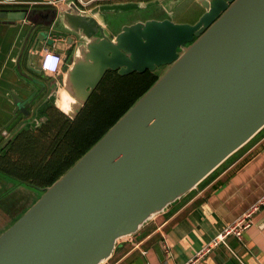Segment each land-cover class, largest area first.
Instances as JSON below:
<instances>
[{
	"label": "water",
	"instance_id": "95a60500",
	"mask_svg": "<svg viewBox=\"0 0 264 264\" xmlns=\"http://www.w3.org/2000/svg\"><path fill=\"white\" fill-rule=\"evenodd\" d=\"M182 1L160 5L168 18L126 25L115 37L73 1L70 12L0 7V20L29 25L22 52L36 32L35 52L61 21L87 41L65 68L77 107L60 112L70 119L107 72L166 68L0 235V264H104L120 239L196 189L264 128V0H195L204 12L193 24L172 20ZM41 92L34 89L27 101L11 96L14 120L22 118L17 129L46 122L32 106Z\"/></svg>",
	"mask_w": 264,
	"mask_h": 264
},
{
	"label": "crops",
	"instance_id": "0c3cea01",
	"mask_svg": "<svg viewBox=\"0 0 264 264\" xmlns=\"http://www.w3.org/2000/svg\"><path fill=\"white\" fill-rule=\"evenodd\" d=\"M49 1L0 0V7L20 9L23 3L49 7L46 4ZM71 1L75 2L67 0L66 3L53 7L70 12L67 3ZM90 1L85 7L76 4L83 10L92 11L108 36L115 37L126 25L168 18V12L160 8V5L172 0ZM203 12L195 0H183L171 11L174 22L188 24L195 23ZM187 15H191L193 22L176 20L177 17ZM63 24V21L59 22L58 28L52 25L51 30L48 29L50 33L47 41L32 52L35 32L22 52L29 27L27 22L15 21L10 24L0 20V146L12 137L22 122V118L14 120L12 95L27 101L34 89L42 90L32 105L34 108L40 106L37 112L40 118L47 115V110L53 106L51 102L59 112L62 108L68 114L77 107V101L67 87L65 68L70 67V60L76 53L81 57L87 41L81 40L69 27L63 28ZM53 39L54 47L48 44V40ZM45 50H53L62 56L63 63L58 75L52 76L41 71L40 63ZM26 77L37 83L30 84L25 80ZM24 84H30L33 89ZM47 99L50 100L48 104L45 103ZM233 157L234 155L230 156L197 189L148 221L137 233L120 239L112 256L104 264H186L192 260L224 226L264 195V134L243 154ZM9 181L0 176V198L3 189L13 188ZM205 181L208 182L200 188ZM228 245L230 249L222 245L211 249L194 264H264V206L253 217V224L242 241L229 238Z\"/></svg>",
	"mask_w": 264,
	"mask_h": 264
},
{
	"label": "trees",
	"instance_id": "16d2710c",
	"mask_svg": "<svg viewBox=\"0 0 264 264\" xmlns=\"http://www.w3.org/2000/svg\"><path fill=\"white\" fill-rule=\"evenodd\" d=\"M145 71L107 72L74 119L53 106L37 127L22 126L0 146V176L36 188L54 183L156 82Z\"/></svg>",
	"mask_w": 264,
	"mask_h": 264
},
{
	"label": "built area",
	"instance_id": "2783aa9c",
	"mask_svg": "<svg viewBox=\"0 0 264 264\" xmlns=\"http://www.w3.org/2000/svg\"><path fill=\"white\" fill-rule=\"evenodd\" d=\"M67 0H50L46 4L49 6H57L58 4L66 3ZM79 6L85 7L90 0H74ZM15 3V2H14ZM52 46H55V40H52ZM63 58L60 54L53 50H45L41 59L40 69L43 73L48 75H58L61 72ZM264 206V195L251 204L242 214H240L234 221L224 226V228L201 250L196 256L186 264H194L203 256H205L211 249L218 246H225L230 249L228 239L234 238L241 242L247 230L253 224V217Z\"/></svg>",
	"mask_w": 264,
	"mask_h": 264
},
{
	"label": "rangeland",
	"instance_id": "374dc122",
	"mask_svg": "<svg viewBox=\"0 0 264 264\" xmlns=\"http://www.w3.org/2000/svg\"><path fill=\"white\" fill-rule=\"evenodd\" d=\"M178 19H184L186 21L193 22V18L191 17V15L177 17L176 20ZM165 69L166 68H163L156 71L155 73L160 75ZM262 130L258 133L259 135L256 134L245 146L234 153L233 158H236L237 156L243 154L254 142L259 140L264 134V130ZM219 171H217V173ZM8 180H10L9 182H12L13 188H7V190L3 189L1 192L2 197L0 198V235L39 199L42 191L41 188L32 187L24 183H18L17 181L11 179ZM207 182L208 181H205V183H203L200 188H202Z\"/></svg>",
	"mask_w": 264,
	"mask_h": 264
}]
</instances>
